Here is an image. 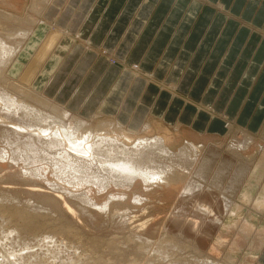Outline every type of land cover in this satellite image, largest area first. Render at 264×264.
Here are the masks:
<instances>
[{
	"label": "bare ground",
	"instance_id": "bare-ground-1",
	"mask_svg": "<svg viewBox=\"0 0 264 264\" xmlns=\"http://www.w3.org/2000/svg\"><path fill=\"white\" fill-rule=\"evenodd\" d=\"M53 2L27 0L22 12L0 6V170L10 167L19 170L0 175V185H4L0 186V264H56L52 263L53 259L68 245L64 238L69 234L65 236L64 231L59 233L55 229L59 219L64 218L60 216L62 211L74 215L80 222L83 213L95 216L97 221L104 220L111 212V219L118 216L121 211L117 207L126 212L131 207H153L157 201H164L165 211L170 212L162 223L158 211L153 221L142 217L129 219V212L119 214L123 217V227H133L121 243L122 251H134L135 259H142L144 264H238L239 255L233 256L237 254L215 244L212 229L225 225L224 215L233 213V205L241 194L244 201L253 193L250 204L258 201L264 209V180L254 191L256 179L261 177L257 173L264 170V136L253 137L246 131L239 137L234 126L228 124L229 133L236 137L232 136L233 141L224 145L226 139L218 140L214 138L218 136H212L205 129L200 130L202 138L187 129L185 132L177 130L183 128L179 123L174 124V131L168 130L162 120L154 124L151 115L131 125L117 119L92 120L76 114L75 107L73 110L69 103L48 97L44 92L46 81L70 47L68 40L61 42L62 36L50 51L49 36L65 34V30L51 29L49 24L36 19L43 18ZM95 10L91 21L98 14L99 9ZM36 21L39 26L34 32ZM27 37L32 38L28 44ZM107 53L108 50L105 55ZM11 65L12 72L20 74L18 77L7 74ZM146 108L143 105V112ZM142 115L139 112L137 116ZM213 190L219 192L218 195L214 196ZM26 193H36L39 198L32 203L25 202ZM100 196L102 201L98 200ZM126 196L128 200L123 201L121 198ZM62 223L61 230L77 231L72 223ZM42 224L48 230L51 224L54 229L36 234ZM134 227L147 233L135 232ZM260 231L259 226L252 228L245 241L248 244L253 240L255 247L264 250V232ZM74 235L71 240L76 239ZM243 237L237 243L242 242ZM76 240L71 241L73 249ZM82 243H78L80 247L86 245ZM111 247L107 250L114 253L115 244L114 251ZM120 247L116 249L121 250ZM107 250L104 254L99 252L102 250L97 251L103 257L109 256ZM73 252L69 251L71 255L78 251ZM98 253L99 256L94 255L97 260L101 257ZM64 257L61 260L65 264ZM244 260L247 264L249 258L244 257ZM66 264L85 263L77 255ZM255 264H259L257 260Z\"/></svg>",
	"mask_w": 264,
	"mask_h": 264
},
{
	"label": "crops",
	"instance_id": "crops-1",
	"mask_svg": "<svg viewBox=\"0 0 264 264\" xmlns=\"http://www.w3.org/2000/svg\"><path fill=\"white\" fill-rule=\"evenodd\" d=\"M44 18L66 30L61 42L70 44L45 90L86 116L97 110L115 114L131 100L132 114L141 103L148 107L139 116L143 121L151 110L196 130L219 133L217 123L227 115L252 131L264 121V0H54ZM85 34H91L87 49L78 38ZM100 46L154 77L165 75L174 94L162 88L154 94L161 85L146 79L143 96L136 98L142 76L103 55L89 68Z\"/></svg>",
	"mask_w": 264,
	"mask_h": 264
},
{
	"label": "rangeland",
	"instance_id": "rangeland-1",
	"mask_svg": "<svg viewBox=\"0 0 264 264\" xmlns=\"http://www.w3.org/2000/svg\"><path fill=\"white\" fill-rule=\"evenodd\" d=\"M15 3V4H14ZM26 3H27V0H0V6H3V7H7V9H11L12 11H15V12H22L23 11V8L25 7V5H26ZM38 18V19H37ZM36 19L37 20H39V21H44V22H46L47 24H49V23H51V22H48V21H46V18H42L41 16H38V17H36ZM44 19V20H43ZM82 21H83V19H82ZM53 23H51V24H49L50 26H51V29H54V28H56V26L55 25H52ZM35 26V27H34ZM34 26H33V30L32 31H34V32H36V29L38 28V26H39V22H37L36 21V23L34 24ZM54 26V27H53ZM78 26H80V25H77V27ZM58 29H60V30H62V31H64V29H62V28H59V27H57ZM66 31V30H65ZM76 31H77V29L76 30H74L73 32L76 34V36H78L77 35V33H76ZM34 32H32V33H34ZM48 33H50V32H48ZM31 34V33H30ZM30 34H29V36H30ZM63 34L62 33H60V34H57L55 37H53L52 38V36L50 35L49 36V42H48V47L50 48L49 50L51 51V50H53L54 49V47H55V45L56 44H58V42H59V40H60V38H61V36H62ZM91 34H85V38H82V37H78L79 38V40H83V42L81 43L80 42V44H82V45H84L85 46V48L87 49V47H88V37L90 36ZM28 36V37H29ZM33 35L31 34V37H32ZM28 37H27V42H26V44H28L29 42H30V38L28 39ZM47 37H48V35H47ZM52 38V39H51ZM32 39V38H31ZM86 40V41H85ZM45 42V41H44ZM84 42H86V43H84ZM255 43V42H254ZM86 49H84L83 50V55L82 56H84L85 55V53H86ZM244 50V49H243ZM243 50L242 51H240V52H238L237 53V56H236V58L238 59L240 56H241V54H242V52H243ZM93 53H95V55L93 56V60H92V62L94 61L95 63L93 64V63H91L90 64V67L89 68H91L93 65H95L97 62H98V59H99V57H97L96 55L98 54L99 56H101V55H103V57L104 56H106V57H104V58H106L107 60H109L108 62L110 63V64H114L115 62H120L121 64V68L122 69H125V68H127V69H130L133 73H132V76L133 77H140V75L142 76V77H140L141 79H142V82L143 83H141V85H139V86H141L142 88H141V90H140V92L138 93V95L136 96V98L137 97H141V96H143V93L145 92L144 90H143V86H144V84L145 83H147V84H149V82H152V83H158V84H160L161 86H159V87H156V89H155V93L154 94H157L159 91H160V89L161 90H168L171 94H174L173 92H172V90L173 91H175V84L173 83V82H167V79L165 78V75L164 76H162V77H154L153 75H154V73H151V72H143V71H141L142 69H141V67L140 66H142L141 64H138V62H133V63H129V59H124V58H121V57H119L118 55L116 56V54L114 53L113 55L112 54H110L109 53V51H108V55H110V56H108V55H105V53L107 52V49H106V47H96V50H94V51H92ZM96 52H97V54H96ZM19 56V54H17V57ZM80 56H81V53H80ZM80 56L77 58V60L80 58ZM76 60V61H77ZM75 61V62H76ZM98 64V63H97ZM138 67V69H136ZM6 72H7V74L8 75H10L11 77H18L20 74L18 73V74H15V73H13L12 72V65L8 68V70H6ZM165 74V73H164ZM86 75V74H85ZM84 75V76H85ZM84 76L83 75H81L80 76V78H81V80H80V82H79V84L84 80ZM144 77V78H143ZM146 79H147V82H146ZM78 84V85H79ZM146 84V85H147ZM172 84H174V85H172ZM77 85V86H78ZM76 86V87H77ZM131 86V85H130ZM130 86H129V88L128 89H130ZM146 87V86H145ZM44 92H45V94L48 96V97H50V98H52L50 95H49V92L47 91L46 92V90H44ZM177 95L178 94H176L175 95V98L177 97ZM173 97V96H172ZM52 99H55V98H52ZM177 99V98H176ZM125 103V102H124ZM131 104H133V103H131V100H130V103H126L125 104V106L122 108V110H119L118 112H116L115 114H110V113H108V112H106V111H101V110H97V112L96 111H93L91 114H89L88 116H86V115H84V114H82L81 112H78V110L81 108V107H79L78 109L76 108L75 109V113L76 114H78V115H80V116H82V117H86V118H90V119H92V120H98V119H117V120H119V121H121L123 124H125V125H131V124H133V123H135L134 121H139V116H137L138 115V113L139 112H142L143 114L145 113V112H143V105H142V103L140 104V106L137 108V112L136 113H134V114H132L133 112H131V110L132 109H134V105H133V107H132V109H131ZM186 105V104H185ZM198 106V105H197ZM70 107L74 110V108L72 107V105H70ZM199 107V106H198ZM148 108V107H147ZM189 108V110L190 111H192V112H195L194 113V116L196 115V114H198V111H197V107L195 108V107H193V106H190V107H188ZM158 111H160V110H158ZM131 112V113H130ZM150 113H151V115H152V117L151 118H153V123L155 124V122L157 123V122H159L160 120H162V122H164L165 124H164V126L168 129V130H172V131H174L175 130V125L176 124H178L179 123V121L178 120H172V119H170V120H168V119H164V117H163V115H160L159 113H153V112H151V110L149 111ZM80 113V114H79ZM96 113H98V115L95 117V114ZM118 113V114H117ZM132 114V115H131ZM148 116H149V113H148ZM147 116V117H148ZM130 117H132V119L130 120ZM227 117V119L228 120H223L222 122H219V123H217V126L220 128V131H219V133H216V132H209V130H208V128L207 129H205L206 131H208L212 136H218V137H214V138H216V139H218V140H224V139H226V143L224 144V145H226V144H228L229 142H231V141H233V138H232V134L231 133H229V130H228V128H229V126H228V124H232L233 126H234V128L236 129V135H238L239 137H241L244 133H246V131L248 132V133H251V134H253V137L255 136V137H262V136H264V121L262 122V124L260 125L261 127L259 128V129H257L256 131H252V130H250V129H248L247 127H245V126H242L240 123H237L236 122V120H231V118L227 115L226 116ZM143 118V117H142ZM206 118V117H205ZM176 119H178V118H176ZM173 121V122H172ZM143 122H141L140 123V125L142 124ZM181 123V122H180ZM179 123V126H183V128H176L177 130H179L180 131V129H183L182 130V132H185V129H187V130H189V132L191 133V134H193L194 136L195 135H197V134H199L200 135V138H202V135H203V133H201L200 132V130H196L195 129V127L193 126L192 127V125L191 126H188V125H185V124H180ZM175 124V125H174ZM167 125H169V127L167 126ZM190 125V124H189ZM171 127V128H170ZM133 128V127H132ZM136 129V128H135ZM138 129V128H137ZM225 130V131H224ZM229 133V134H228ZM259 135H261V136H259ZM194 136H191V138H195ZM231 136V137H230ZM233 137H236V136H233ZM229 139H231V140H229ZM217 142H219V141H217ZM19 171L18 170V168H5L4 170H0V175L2 176H4V175H7L6 173H8V172H10V171ZM258 175L257 176H260L261 175V177L259 178V180L257 181V179H256V186H255V188H254V191H257V187H259L260 186V182H262L263 180H264V170H263V172L261 173V171H259V173H257ZM0 176V177H1ZM3 185V184H2ZM2 185H0V186H2ZM48 189H49V186H48V184H44ZM4 186V185H3ZM5 186H8V184H6ZM25 187H26V185H25ZM46 187H44V188H46ZM53 192V191H52ZM213 195L214 196H216V194L218 195V193H217V191L215 192V190H213ZM253 194V193H252ZM252 194H250L249 195V197H248V199L247 200H244L243 201V197H244V195H239V198H236L237 200L235 201V203H234V208L232 209V212L233 213H231V215H224V222H225V225L223 226V227H221V228H219L218 230H216V229H212L213 230V232H215V234L213 233V235L215 236L214 237V242H215V244L217 245V246H219V248L220 249H225V248H229L228 249V252H230V253H232V254H237V255H233V256H238L237 257V259H236V261H237V263L238 264H242V258H243V264H245V260H244V257H248L249 258V260L247 261V264H255V262H256V260L258 261V263L259 264H263L262 262L264 261V250L263 249H261L262 247H255V242L252 240L250 243L248 242V244H246V241H245V239L248 237V235L251 233V230H252V228H255V227H257V226H259V228H260V232L263 234V232H264V209L263 208H261V206H260V204L259 203H257L258 201H256L253 205L252 204H250V198L252 197ZM220 195H221V197L223 198V196L224 195H222V193H220ZM219 195V196H220ZM258 196H261V195H258ZM20 197H22V196H20ZM220 197V198H221ZM23 198V197H22ZM35 198H39L38 197V194H36V193H33L32 195H31V193H26V194H24V200H25V202L27 201V202H30V203H32L33 201H37ZM66 198H71L70 196H68V195H66ZM103 197L102 196H100L99 198H98V200L99 201H102L103 199H102ZM161 198V197H160ZM35 199V200H34ZM72 199V198H71ZM70 199V200H71ZM121 199H123V201H126V200H128V196H126L125 198H121ZM30 200V201H29ZM155 199H152L151 201H154ZM133 201V200H132ZM157 203V207L155 206V204ZM162 203V204H161ZM163 203H164V201H157V202H155V204L153 205V207L151 206H149V207H145V208H138V207H136V208H133V207H131V208H129V210L128 211H124L123 209L121 210V208L120 207H117V208H119L120 209V211L121 212H119V214H127L128 212V214L129 215H127V217L129 218V219H133V218H140V217H142V219H145V220H148V219H152V217H154L153 219H155V218H157L158 217V215H159V217H161V215H162V217H161V219H162V221H161V219H160V221L159 222H163L164 221V217H166L167 215H169L170 214V212L167 210V211H165L166 209H165V206L163 205ZM165 204V203H164ZM244 204V205H243ZM159 206V207H158ZM164 208H163V207ZM194 206V205H193ZM236 206V207H235ZM75 207V206H74ZM160 207H162L161 209H160ZM155 208H158V210L157 209H155ZM148 209V211H146ZM162 209H163V212H162ZM151 210V211H150ZM219 210H220V208H219ZM143 211V212H142ZM159 213H158V212ZM146 212V213H145ZM155 212L156 213V215H155V213H154V215H153V213ZM160 212H162V213H160ZM57 213H58V211H57ZM61 213H63V215H60V216H62V217H64L63 219L62 218H57V220L59 219V220H61V221H57L58 223H57V225H59L58 227H57V225H56V223L54 224L53 223V225H55V227H57V228H55V229H57V231L56 232H59L60 233V231H61V233H63V231L65 232V233H67V235L64 233V235L65 236H68V234H69V236L71 237H69L68 236V238L66 237V238H64L65 240H66V243L69 245H65V247L64 248H61L59 251H63V250H65L64 252H62L61 254H59L58 255V258H56L55 260L53 259V261L51 260V259H49V260H51L52 261V263H56V264H64L63 262V258H62V256H65L64 258H65V264L66 263H70V260H72L74 257H77V255H78V257H79V255L81 256V258H82V260H83V262L86 264V262H87V264H94V263H96L97 264V262H99V263H101V264H106V262L107 261H109L108 263L110 264H112V263H114V264H124V263H131V264H135V262H137V264H144L143 263V260L141 259L140 260V258H138V261L135 259V258H137L136 256H135V254L133 253V252H130L131 250H128L127 252L126 251H122V250H124L123 248L121 249V243L122 242H124V239L126 238L125 237V235L126 236H128V234L127 233H130L131 234V230H133L132 228H130V227H128V226H126V227H123L124 226V223H122V219H123V217H122V215H120L119 216V214H118V216H114V218L113 219H111V217H112V214H113V212H111V216L110 215H108L109 214V211H108V213H107V215L108 216H106L105 218H104V220H97V221H95V216H91V215H87V214H85V213H83V218H82V220H81V222L80 221H78V219L74 216V215H72V214H69L68 212H66V211H62ZM145 213V214H144ZM150 213H152V214H150ZM157 213H158V215H157ZM261 213V214H260ZM133 214V215H132ZM138 215V216H137ZM150 216V217H149ZM157 216V217H156ZM118 217V218H117ZM127 217H125L124 218V220L126 221L128 218ZM170 217V216H169ZM117 218V219H116ZM153 219L152 220H150V221H153ZM48 220V219H47ZM119 220V222H121V223H117V221ZM121 220V221H120ZM68 223L69 222V224H71L74 228H76L77 229V231L76 230H69V232L70 231H72V232H70L71 233V235H70V233H68V231L66 232L65 230H61V222H63L62 223V225L65 223ZM129 221V220H128ZM241 221V222H240ZM40 222H42V221H40ZM44 222V221H43ZM45 222H47L46 220H45ZM132 223V222H131ZM45 224H47V223H45ZM123 224V225H122ZM125 224H127V223H125ZM231 224V225H230ZM232 224H234V225H232ZM44 224H42V225H40V226H38V233L36 232V234H40L41 233V231H42V233L44 232V230L46 231H50L51 229H54V228H51V224L50 225H48V227L50 226V230H48L49 228H47V226H43ZM240 225H243L242 226V228L243 229H241V230H239L240 229ZM45 227V228H43V227ZM42 228V229H40V228ZM54 227V226H53ZM59 227H60V230H59ZM128 227V228H127ZM73 228V229H74ZM237 228H238V230H237ZM263 228V229H262ZM244 229H246V232H243V230ZM59 230V231H58ZM134 230H135V232H141L142 234H146L147 233V231L146 230H139V229H136L135 227H134ZM125 231H127V232H125ZM80 232V233H79ZM133 232V231H132ZM42 233L40 234V235H42ZM73 233V234H72ZM74 233H76L75 235H74ZM79 236H78V235ZM63 235V237H65ZM72 235H74V238H75V236H76V239H78V240H76V242H74L75 243V245L73 246V247H75L74 249L73 248H71L72 247V242L73 241H75V240H71L72 239ZM117 235V236H116ZM32 236V235H31ZM30 236V237H31ZM34 236V235H33ZM31 237L32 239L34 238V237ZM239 236V237H238ZM241 236H244L243 238H244V240H242V242H240V243H237V241H239V239L241 238ZM35 239V238H34ZM69 239V241H67ZM94 239V240H93ZM105 239V240H104ZM232 239V240H231ZM101 240V241H100ZM114 240V241H113ZM262 240H263V242H262V246H263V244H264V236L262 237ZM72 241V242H71ZM83 242L82 244H86V245H82L81 247L83 248V246H84V248L83 249H85V251L84 252H82L80 249H81V247H80V242ZM86 241V242H85ZM111 241V242H110ZM121 241V242H120ZM69 242V243H68ZM79 243V244H78ZM90 243V244H89ZM101 243V244H100ZM109 245H113V247H111V246H108V244ZM112 243V244H111ZM241 243H243V244H245V245H243V244H241ZM256 243H257V246H258V244H259V242L258 241H256ZM77 244V245H76ZM114 244H115V248H114ZM69 247V251H70V253H72L73 251L75 252L76 250L78 251L77 252V254H76V252L74 253L75 254V256H73V255H71L70 253H69V251L67 250V248ZM76 246H78V247H76ZM85 246H89L88 248L86 247L85 248ZM116 246H118V248L120 247V249L121 250H117L116 249ZM80 247V248H79ZM101 249H100V248ZM112 248V250L114 251V249L117 251V253H116V251L114 252V253H111L112 251H111V249L108 251L107 249H109V248ZM71 248V249H70ZM77 248V249H76ZM98 248V249H97ZM107 250V252L108 253H110L109 254V256L111 257V259H112V261H110L111 259L109 258V260H108V258L107 257H109L107 254H105V256L103 255V257H102V255L101 254H104L103 252H105L104 250ZM114 248V249H113ZM82 249V250H83ZM87 249V250H86ZM67 250V251H66ZM99 250H102V251H99V252H102L101 254L100 253H98V251ZM43 251V250H42ZM41 250H39V252H42ZM82 253H81V252ZM88 251L92 254V256H90L89 254L90 253H88ZM111 251V252H110ZM119 251V252H118ZM122 251V252H121ZM93 252V253H92ZM96 252L98 253V254H100V256L101 257H99L98 258V260L94 257V255H96V256H99V255H97L96 254ZM106 252V253H107ZM80 253V254H79ZM84 253H86V255H84ZM120 253V254H119ZM245 253H247V254H245ZM82 254H83V256H82ZM89 256H88V255ZM112 254H113V256H112ZM68 255H69V257H68ZM246 255V256H245ZM73 256V257H72ZM84 256H88V258H90L91 257V259H88V258H86V257H84ZM243 256V257H242ZM84 257V258H83ZM69 258V259H68ZM72 258V259H71ZM93 258V259H92ZM95 258V259H94ZM103 258H105V260L103 259ZM134 258V259H133ZM58 259V260H57ZM61 259H63V260H61ZM67 259V260H66ZM99 259L101 260V259H103L105 262H102V260L101 261H99ZM61 262H60V261ZM85 260V261H84ZM92 260L94 261L93 263H91L92 262ZM97 262H96V261ZM132 260V261H131ZM136 260V261H135ZM235 260V259H234ZM63 261V262H62ZM68 261V262H67ZM134 261V262H133ZM98 263V264H99ZM107 263V264H108ZM127 263V264H128Z\"/></svg>",
	"mask_w": 264,
	"mask_h": 264
}]
</instances>
